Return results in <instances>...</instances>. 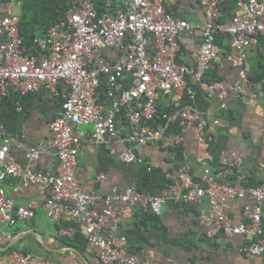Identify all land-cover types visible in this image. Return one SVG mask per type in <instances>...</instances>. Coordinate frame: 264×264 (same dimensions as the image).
<instances>
[{
  "label": "crops",
  "instance_id": "0c3cea01",
  "mask_svg": "<svg viewBox=\"0 0 264 264\" xmlns=\"http://www.w3.org/2000/svg\"><path fill=\"white\" fill-rule=\"evenodd\" d=\"M79 1L70 0H0V11L19 19L24 54L44 57L49 48L38 47V40L45 38L48 29L57 25L70 10L79 7ZM99 12L110 16L125 8L124 0H93ZM163 6L174 19L186 20L192 25L189 32L179 34L177 61L195 67L198 49L201 45V28L205 22L200 0H162ZM233 14H240L236 0H222L220 21H228ZM153 37L151 36V39ZM216 44L220 50V61L210 63L221 81L234 83L238 69L232 66L226 56L231 51L230 36L218 34ZM126 41L114 47H96L93 61L114 63L126 53ZM245 70L249 79L250 93H217L206 95L199 89L198 82L187 77L186 86L179 91L175 104L167 95L155 100V117L142 121L141 125L159 132L157 139L141 146L128 141L132 133L124 108L115 114L119 140L90 143L83 139L77 155L75 177L83 192L97 193L101 199L91 207L97 213L104 208L102 196L113 190L134 187L142 194L165 195L166 200L160 214L149 209L126 203H117V214L110 218L103 228L104 234L124 236L126 253L150 264H264V252L254 258L245 255L248 239L242 235L227 236L217 233L207 236V227L199 219L202 210L207 209L208 199L202 197L198 203H182L169 198L174 181L168 172L186 170L194 180L200 181L205 168L212 159L219 164L231 163L234 155L241 160L239 169L250 183H264V36H257V44L246 50ZM101 76L97 101L108 106L112 99L111 90ZM122 89L130 86L129 75L119 80ZM0 97V142L7 138L12 155L23 165L42 171H55L57 158L54 150L43 153L37 163L26 158L28 147L50 137L49 123L60 113L68 91L64 81L54 89L41 87L35 92L21 93L10 85ZM248 93V94H247ZM187 110L202 114L207 121L204 130L196 123L182 119L180 112ZM92 124L77 125L79 132H90ZM132 148L136 159L126 163L122 153ZM215 162V161H214ZM226 162V163H224ZM104 174L105 178L98 177ZM212 176V175H211ZM228 183L227 181H217ZM13 198L15 205L35 202V213L29 221H18L6 228L11 236L8 249H0V264H12L9 260L12 250L30 249L35 259L49 264H101L100 251L85 238V220L73 216L68 204L55 201L57 219L48 216L46 201L52 199L50 190L44 194L35 186L21 192L14 187L19 180L6 177L0 182ZM249 196L229 200L224 212L234 223L245 222L243 208L251 203ZM264 209V202H263ZM264 219L261 227L264 228ZM34 230L36 233H32Z\"/></svg>",
  "mask_w": 264,
  "mask_h": 264
},
{
  "label": "built area",
  "instance_id": "2783aa9c",
  "mask_svg": "<svg viewBox=\"0 0 264 264\" xmlns=\"http://www.w3.org/2000/svg\"><path fill=\"white\" fill-rule=\"evenodd\" d=\"M75 1V0H70ZM222 0H200L204 13L201 28V45L195 67L177 61L179 34L189 32L192 25L186 20H177L167 12L162 0H124L125 8L115 15L97 14L92 0H80L79 7L70 9L57 25L50 27L45 38L38 40V47L49 48V55L37 57L24 54L19 19L0 11V97L8 86L20 91L35 92L41 87L54 89L59 81L68 86L60 113L49 123L50 137L28 147L26 158L37 163L43 153L54 150L57 158L55 171H42L19 164L12 155L9 139L0 142V182L6 177L19 180L14 187L21 192L35 186L44 194L50 190L52 199L46 201L48 216L57 219L55 201L68 204L73 216L85 220V239L94 245L101 254V264H150L126 253L124 236L104 234L103 228L110 218L117 214L115 204L126 203L149 209L160 214L165 203V195L142 194L134 187L113 190L102 196L104 208L100 213L91 209L101 199L97 193L83 192L75 177L77 155L83 139L90 143L119 140V130L115 114L124 108L132 133L128 141H136L143 146L158 138L159 132L141 125L155 115V100L167 95L175 104L179 91L186 86L187 77L198 82L206 95L217 93H250L249 79L245 70L246 50L257 44V36H264V0H236L240 14H233L228 21H220ZM218 34L230 36L231 51L226 60L238 69V79L234 83L202 81L207 66L220 61V50L216 44ZM151 36L153 37L151 39ZM126 41V53L116 62L93 61L96 47H114ZM129 75L130 86L121 89L119 80ZM101 76L111 89V103L108 106L98 103L97 91ZM247 93V94H248ZM180 117L197 124L204 130L206 118L197 112L184 110ZM92 124L90 132H79L77 125ZM136 159L132 148L122 153L123 162ZM226 163V162H224ZM239 167L241 160L234 155L230 163ZM167 177L174 181L171 194L182 203H198L202 197L208 199V207L202 210L200 221L207 227L209 237L222 231L227 236L242 235L248 239L244 252L254 258L264 252V183L250 185L243 172L233 185L217 182L209 169L205 168L200 182L194 181L186 170L168 172ZM105 178L104 174L98 177ZM249 196L252 200L243 208L245 222L234 223L224 212L229 200ZM35 202L15 205L6 188L0 184V245H6L11 234L7 227L18 221H29L35 213ZM12 264H49L35 259L30 253L13 252L9 256Z\"/></svg>",
  "mask_w": 264,
  "mask_h": 264
},
{
  "label": "trees",
  "instance_id": "16d2710c",
  "mask_svg": "<svg viewBox=\"0 0 264 264\" xmlns=\"http://www.w3.org/2000/svg\"><path fill=\"white\" fill-rule=\"evenodd\" d=\"M202 80L205 81V82H208V83H212L214 81L221 80V77L216 73L215 69H212L211 73H209V70H206L204 72V74L202 76ZM209 163H212V164H210L211 166L209 167L211 169L212 177L216 181H218V180L219 181H227L228 182L227 184H229V185L235 184L236 181H237L238 175L240 174V172H242L241 169L231 165L230 163H227L225 165L219 164L216 161V159H212ZM194 181L200 182L201 180L200 181L194 180ZM249 184L250 185H254V186L259 185L257 183H250V182H249ZM263 219H264V217H263ZM263 224H264V221H263ZM13 251H18V252H21L23 254L31 252V250L27 249V248L22 249V250H12V249H10L9 252L11 253Z\"/></svg>",
  "mask_w": 264,
  "mask_h": 264
},
{
  "label": "water",
  "instance_id": "95a60500",
  "mask_svg": "<svg viewBox=\"0 0 264 264\" xmlns=\"http://www.w3.org/2000/svg\"><path fill=\"white\" fill-rule=\"evenodd\" d=\"M169 198L174 199V195H173V194H169ZM31 232L34 233V234L36 233L34 230H31ZM219 233H223V232L220 231ZM11 245H12V244H8V243H7L6 245H4V246H3V245H0V249H1V250H6V249H8Z\"/></svg>",
  "mask_w": 264,
  "mask_h": 264
},
{
  "label": "clouds",
  "instance_id": "9594fccd",
  "mask_svg": "<svg viewBox=\"0 0 264 264\" xmlns=\"http://www.w3.org/2000/svg\"><path fill=\"white\" fill-rule=\"evenodd\" d=\"M92 3H93V0H92ZM93 6L95 7V5H94V3H93ZM95 9H96V11H97V14H101V13H103V12H99L98 10H97V8L95 7ZM204 14V13H203ZM109 15V14H108ZM115 15V14H114ZM110 16V15H109ZM206 71V70H205ZM204 71V72H205ZM203 81V80H202ZM218 81H221V80H218ZM205 82V81H204ZM208 83V82H207ZM198 87H199V84H198ZM199 89H200V87H199ZM201 90V89H200ZM76 217H79V216H76ZM100 261H101V254H100Z\"/></svg>",
  "mask_w": 264,
  "mask_h": 264
}]
</instances>
